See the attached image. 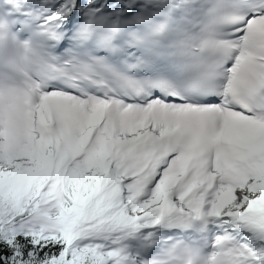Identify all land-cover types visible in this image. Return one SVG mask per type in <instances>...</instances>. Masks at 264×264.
I'll return each instance as SVG.
<instances>
[{"label":"snow or ice","instance_id":"6c2138e0","mask_svg":"<svg viewBox=\"0 0 264 264\" xmlns=\"http://www.w3.org/2000/svg\"><path fill=\"white\" fill-rule=\"evenodd\" d=\"M0 264H264V0H0Z\"/></svg>","mask_w":264,"mask_h":264}]
</instances>
